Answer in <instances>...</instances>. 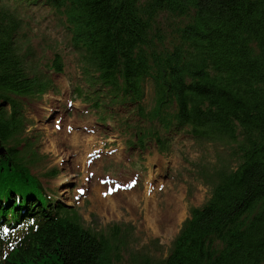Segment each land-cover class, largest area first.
I'll return each instance as SVG.
<instances>
[{"label": "trees", "instance_id": "1", "mask_svg": "<svg viewBox=\"0 0 264 264\" xmlns=\"http://www.w3.org/2000/svg\"><path fill=\"white\" fill-rule=\"evenodd\" d=\"M32 6L76 55L72 96L127 149L166 155L179 136L213 149L192 165L209 196L158 264H264V0H0V264H111L117 250L26 166L22 101L64 72L57 51L33 50L17 11Z\"/></svg>", "mask_w": 264, "mask_h": 264}, {"label": "rangeland", "instance_id": "2", "mask_svg": "<svg viewBox=\"0 0 264 264\" xmlns=\"http://www.w3.org/2000/svg\"><path fill=\"white\" fill-rule=\"evenodd\" d=\"M24 9L17 11L30 22L28 35L36 55L45 59L57 51L64 67V72L51 75L54 91L22 101L30 122L23 136L35 150L34 161L25 160L29 172L54 199L76 210L82 227L117 242L111 264H158L188 209L209 196V187L194 176L192 165L213 161V149L186 136L176 137L166 155L155 148L127 149L117 133L95 123L86 104L72 96L75 85L85 86L61 26L44 7L27 8L25 17ZM170 20H161L164 28ZM106 200L115 206L113 211Z\"/></svg>", "mask_w": 264, "mask_h": 264}, {"label": "bare ground", "instance_id": "3", "mask_svg": "<svg viewBox=\"0 0 264 264\" xmlns=\"http://www.w3.org/2000/svg\"><path fill=\"white\" fill-rule=\"evenodd\" d=\"M148 189H149V188H148ZM148 189H145V192H144L145 195L143 194V197H144V201H145V202L149 201V198H150V195H147ZM107 199H108V198H107ZM101 200H102V197H101ZM136 203H137V201H136ZM106 204H107L108 206H110V210H111V211L114 210V207H115V206L113 205V206H114V207H113V206L111 205V202H110L109 200H106L105 205H106ZM101 208H102V207H101Z\"/></svg>", "mask_w": 264, "mask_h": 264}, {"label": "water", "instance_id": "4", "mask_svg": "<svg viewBox=\"0 0 264 264\" xmlns=\"http://www.w3.org/2000/svg\"><path fill=\"white\" fill-rule=\"evenodd\" d=\"M0 150L3 151L2 148H0Z\"/></svg>", "mask_w": 264, "mask_h": 264}]
</instances>
